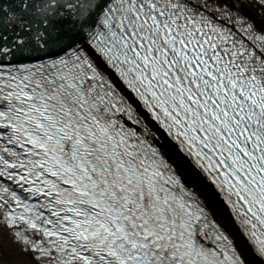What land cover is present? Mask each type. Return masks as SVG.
Segmentation results:
<instances>
[{
	"label": "snow or ice",
	"instance_id": "snow-or-ice-1",
	"mask_svg": "<svg viewBox=\"0 0 264 264\" xmlns=\"http://www.w3.org/2000/svg\"><path fill=\"white\" fill-rule=\"evenodd\" d=\"M0 264H264V0H0Z\"/></svg>",
	"mask_w": 264,
	"mask_h": 264
}]
</instances>
